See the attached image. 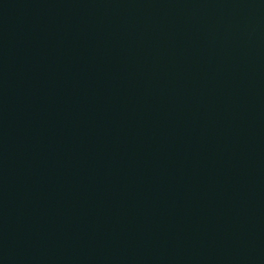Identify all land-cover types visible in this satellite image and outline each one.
<instances>
[{"label": "water", "instance_id": "1", "mask_svg": "<svg viewBox=\"0 0 264 264\" xmlns=\"http://www.w3.org/2000/svg\"><path fill=\"white\" fill-rule=\"evenodd\" d=\"M0 264H264V0H0Z\"/></svg>", "mask_w": 264, "mask_h": 264}]
</instances>
